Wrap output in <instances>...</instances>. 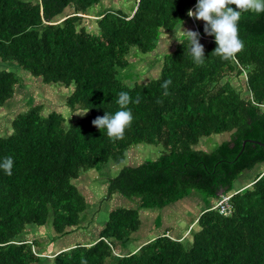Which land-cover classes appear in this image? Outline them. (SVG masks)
I'll return each instance as SVG.
<instances>
[{"label":"trees","instance_id":"obj_1","mask_svg":"<svg viewBox=\"0 0 264 264\" xmlns=\"http://www.w3.org/2000/svg\"><path fill=\"white\" fill-rule=\"evenodd\" d=\"M101 1L0 0V116L10 114L0 162L13 159L11 175L0 168V264H264V145L255 142L264 143V12L241 14L244 47L226 61L211 55L217 45L205 22L187 15L198 0H128V7L93 11ZM92 12L97 19L87 25ZM182 22L199 33L203 65L186 40L171 35L165 46ZM139 51L157 52L149 63L159 75L131 83L129 56ZM33 80L64 88L52 99L63 106L47 112L29 98L15 114L9 104ZM121 91L140 103L127 106L132 123L112 140L92 120L119 110ZM214 134L220 142L203 147ZM139 144L162 149L130 163ZM105 165L119 171L104 199L116 194L136 206L111 210L93 241L47 251L50 240L88 227L89 203L76 181ZM192 194L202 196L197 217L174 233L161 212ZM228 196L226 214L220 202ZM143 209L155 214V227L137 240ZM48 227L52 236L37 235Z\"/></svg>","mask_w":264,"mask_h":264},{"label":"rangeland","instance_id":"obj_2","mask_svg":"<svg viewBox=\"0 0 264 264\" xmlns=\"http://www.w3.org/2000/svg\"><path fill=\"white\" fill-rule=\"evenodd\" d=\"M122 7H128V0H119V1L102 0L97 6V8L94 9L93 11H101L108 8H122ZM71 10L72 9H70L69 11ZM95 15H98V12H92V15H86L84 21L85 24L93 25L95 20L97 19V16ZM171 35H175V32H171L167 36L166 39L167 42L165 44V46L167 45V47L170 45L169 39H171ZM172 40L173 39H171V41ZM136 51L137 49H134L133 53ZM139 53L140 56L134 57L133 54L129 56L130 65L127 67L126 72L130 74L129 79H133L131 83H135L139 81L138 78L141 81H143L159 75L158 73L159 67L155 66L154 68H152L151 64L149 63L156 58L157 52L142 53L139 51ZM134 60L135 61L139 60V61L135 62ZM19 75L22 76L20 73ZM237 81L238 80H234V83H236ZM41 82H37L34 80L28 81L26 86H23V88L20 87L18 89L19 94L17 95L15 100L9 104L10 108L14 110L13 112H15V114L29 107V102L27 103V100L29 98H31L34 102L43 101L46 105L47 112H49L51 108L57 106L59 107L63 106V101L57 100L54 103L52 99L54 97L60 98L61 95H64L65 89L59 86L44 85V83ZM5 111L6 109H3L1 113L3 114ZM8 118H10V114L0 116V132L6 130V127L10 123V119ZM220 137H221L220 135L214 134L209 138H203V140L201 141V145L206 149H211L215 146L216 142H220L221 140ZM224 137L225 136H222V138ZM226 137H228V134H226ZM136 146L137 147L132 149L130 152L131 157L130 160H128L130 161V163L138 162L141 159H142L141 161H144L146 159H154L162 149V146H156V145L151 146L146 144H139ZM110 166L111 165L109 166L105 165V168L102 171H98L96 169H90L88 171L83 172L80 178L77 179L76 184L81 188L82 192H84L87 201L89 203L88 204L89 208L86 210L85 212L86 215L84 217V220L82 221V224L87 225L88 227L87 228L82 227L74 233L65 235L60 238L58 237L56 240H50L49 242H47V246H46V248L50 250L47 251L49 252L56 251L57 253L60 249H62V247H67L69 245L76 244L77 242L93 241L95 238H97V234L98 232H100L99 230L104 225V221L106 220L108 213L111 210L120 207L121 205L133 206L137 204L133 201H130L127 198L121 196L119 198V196L116 194L110 199H104L107 193V184L108 181L110 180L109 178L114 177L119 171V167H110ZM256 173H257V169L249 172L250 176L252 177H254ZM252 177H248V180H250ZM201 206H202V196H196L192 194L187 199L182 201L180 204L174 207H168L167 210L160 212L164 223L167 226H171L174 233L177 232L181 233V231L187 230L191 221H193L195 217H197V212L198 210H200ZM151 213L152 212L150 211V209L142 210L141 215L142 218L144 216L143 222L145 225H142V228L137 233V237H138L137 240H141L147 237L149 229L151 227H155V224L152 223L155 221L151 220L152 217L155 218V214L153 213L151 214ZM194 223H196V221ZM37 231H38L37 235L39 237H41L42 235L43 236L42 238L53 235L50 227H48V229L39 228L37 229ZM45 255H48V253Z\"/></svg>","mask_w":264,"mask_h":264},{"label":"clouds","instance_id":"obj_3","mask_svg":"<svg viewBox=\"0 0 264 264\" xmlns=\"http://www.w3.org/2000/svg\"><path fill=\"white\" fill-rule=\"evenodd\" d=\"M243 12H264V0H198L195 9H189L187 15L205 22V34L214 36L217 45L211 55L227 61L235 57L244 47L243 41L239 38L237 26ZM175 38L183 44L185 40L188 42V52L196 65L204 64V46L199 41L197 31L183 28L182 22L180 31L175 30ZM171 83V79H168L161 85L164 96L169 95L168 88ZM116 103L119 110L114 114L106 112L103 116H97L92 120V124L98 129H106L107 136L112 140L123 139L125 129L133 120L132 112L127 106L130 103L139 104L140 98L137 96L133 100L128 92L121 91L118 93ZM157 103H162V100H157ZM87 111L76 114L86 115ZM12 166L11 157H5L3 162H0V168L7 175L12 174Z\"/></svg>","mask_w":264,"mask_h":264},{"label":"built area","instance_id":"obj_4","mask_svg":"<svg viewBox=\"0 0 264 264\" xmlns=\"http://www.w3.org/2000/svg\"><path fill=\"white\" fill-rule=\"evenodd\" d=\"M230 198V196L225 197L221 202L220 205L222 206V212L224 213H228L230 208H229V204H228V199Z\"/></svg>","mask_w":264,"mask_h":264},{"label":"water","instance_id":"obj_5","mask_svg":"<svg viewBox=\"0 0 264 264\" xmlns=\"http://www.w3.org/2000/svg\"><path fill=\"white\" fill-rule=\"evenodd\" d=\"M248 142V140H246L245 142H244V147H245V145H246V143ZM256 143H259V144H261V145H264V143L263 142H261V141H255Z\"/></svg>","mask_w":264,"mask_h":264},{"label":"crops","instance_id":"obj_6","mask_svg":"<svg viewBox=\"0 0 264 264\" xmlns=\"http://www.w3.org/2000/svg\"><path fill=\"white\" fill-rule=\"evenodd\" d=\"M155 77V76H154ZM153 78V77H152ZM148 80H150V79H148ZM136 248H138V247H136Z\"/></svg>","mask_w":264,"mask_h":264}]
</instances>
